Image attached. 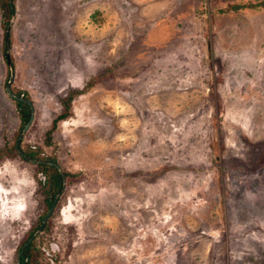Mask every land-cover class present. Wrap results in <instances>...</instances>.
Masks as SVG:
<instances>
[{
	"label": "rangeland",
	"instance_id": "374dc122",
	"mask_svg": "<svg viewBox=\"0 0 264 264\" xmlns=\"http://www.w3.org/2000/svg\"><path fill=\"white\" fill-rule=\"evenodd\" d=\"M263 2L12 0L9 50L0 8V264H264Z\"/></svg>",
	"mask_w": 264,
	"mask_h": 264
},
{
	"label": "trees",
	"instance_id": "16d2710c",
	"mask_svg": "<svg viewBox=\"0 0 264 264\" xmlns=\"http://www.w3.org/2000/svg\"><path fill=\"white\" fill-rule=\"evenodd\" d=\"M261 5L264 6V2ZM0 8H1L2 19H3L2 25H3V28L6 29L8 24H9V20H10L11 13H12V8H11V4H10L9 0H2L0 2ZM4 50H6L5 43H4ZM14 94L18 97L21 96L20 92H16ZM23 98L28 100V98L24 94H23ZM69 101H71V98H69L67 100V102L65 103L66 110L68 109V105H69L68 102ZM15 103H16V107L18 109L21 121H22V127H24L30 118V108L27 104H25L23 102L15 101ZM65 118H66V114H61L60 116H58V118L56 119V122H54V127L56 126L57 121L63 120ZM14 149H15V147H14ZM23 153L26 157H28L30 159L56 163V161L54 159H44L32 150L31 151H25ZM38 168H39L40 172L43 174V176L45 177L44 186L46 187V204H47V207L50 208L55 196L61 191V188L63 185V178H62L61 174L59 173V171L52 165L38 164ZM64 176L67 178L69 176V174L64 172ZM38 228H40V226ZM30 237H31V235L29 236V238ZM26 242L23 244V246L26 244ZM23 246L21 247L19 252L22 250ZM32 247H33V243L31 242L24 249L23 253L21 254V259H20L21 264H31Z\"/></svg>",
	"mask_w": 264,
	"mask_h": 264
},
{
	"label": "water",
	"instance_id": "95a60500",
	"mask_svg": "<svg viewBox=\"0 0 264 264\" xmlns=\"http://www.w3.org/2000/svg\"><path fill=\"white\" fill-rule=\"evenodd\" d=\"M10 2H12V0H10ZM12 18H14L15 16V10H14V6L12 5ZM5 39H6V45H7V50L10 49V25H8L7 29H6V32H5ZM6 62H7V65L9 67V70H10V78H9V81L7 82L6 84V93L8 94V96L15 100V101H20V102H23L25 104H27L30 108V118H29V121L27 122V124L25 125L23 131H22V134L20 135V137L18 138L17 140V143H16V149L17 151L19 152L20 156H22L24 159L28 160L29 162H32V163H36V164H49V165H52L54 166L58 171L59 173L61 174L62 178H63V186L62 188L64 189V182H65V177H64V174L63 172L61 171L60 167L55 164V163H44V162H40V161H37V160H34V159H30L28 157H26L23 152L21 151V140L24 136V133L27 131V129L29 128L30 124L32 123V120H33V114H34V110H33V106H32V103L29 101V100H26L24 99L22 96L18 97L16 96L12 91H11V85L14 81V77H15V69H14V66L12 65L11 63V59H10V55L7 51L6 53ZM59 194L54 198L51 206H50V209L47 213V215L45 216V218L43 219V222H42V225L41 227L39 228L38 232H41L44 228H45V225L49 219V217L52 215L53 211H54V208L56 206V203L58 201V198H59ZM37 232V233H38ZM34 236H32L27 242L26 244L24 245V247L22 248V250L19 252V255H18V258H17V261H18V264H21L20 262V259H21V254L23 253L24 249L30 244V242L32 241Z\"/></svg>",
	"mask_w": 264,
	"mask_h": 264
}]
</instances>
